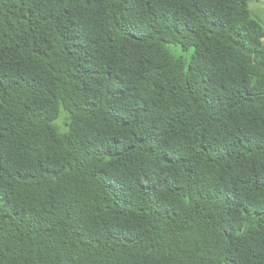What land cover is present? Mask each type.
<instances>
[{
	"label": "trees",
	"instance_id": "1",
	"mask_svg": "<svg viewBox=\"0 0 264 264\" xmlns=\"http://www.w3.org/2000/svg\"><path fill=\"white\" fill-rule=\"evenodd\" d=\"M253 0H0V264H264Z\"/></svg>",
	"mask_w": 264,
	"mask_h": 264
},
{
	"label": "rangeland",
	"instance_id": "2",
	"mask_svg": "<svg viewBox=\"0 0 264 264\" xmlns=\"http://www.w3.org/2000/svg\"><path fill=\"white\" fill-rule=\"evenodd\" d=\"M250 8L264 26V0H253Z\"/></svg>",
	"mask_w": 264,
	"mask_h": 264
}]
</instances>
